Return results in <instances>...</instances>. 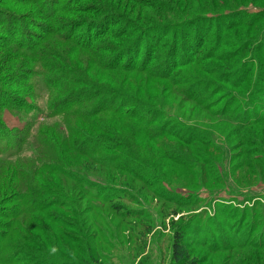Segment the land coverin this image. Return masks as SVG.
Returning <instances> with one entry per match:
<instances>
[{"label":"rangeland","instance_id":"obj_1","mask_svg":"<svg viewBox=\"0 0 264 264\" xmlns=\"http://www.w3.org/2000/svg\"><path fill=\"white\" fill-rule=\"evenodd\" d=\"M53 17L60 21L55 23ZM126 30L133 34L132 43L127 38L131 35L124 33ZM53 31H58L57 35H52ZM95 32L112 33L94 43L102 50L108 49L101 53L110 64L108 69L94 63L88 66L87 58L92 56V51L85 46L80 48L63 42L65 36L74 33L83 43L94 37ZM163 33L165 40L175 33L179 55L149 65L147 58L153 44ZM181 36L189 39L184 41L185 45H182ZM20 40L44 42L40 48L43 47L42 55L49 58L50 64L45 73L63 61L83 69L82 78L90 79L93 85L117 88L122 92L111 94L123 96V99L127 96L139 98L152 105L160 103L159 106H166L179 117L191 110V106L198 107L188 98L202 100L207 95L212 107L205 112L216 114L217 129L211 131L210 124L202 125V117L183 120L199 133L211 131L214 139H200L219 148L222 155L209 154L210 159L221 157V160L217 158L215 167L218 172L214 171L216 173L207 182L199 183L190 176L191 169L184 166L177 169L166 157L152 162L155 170L150 174L135 179L122 170L103 166L70 149L67 159L74 168L71 171L77 178L86 176L91 185L98 188V194L91 188L82 192L76 181L50 173L56 181L60 178L66 185L65 204L56 208L48 203L41 211L19 216L22 222L12 231L5 227L9 225L7 217L19 201L15 195L9 197V175L14 176L18 185L17 180H23L24 176L18 175L16 170L22 166L29 168L32 157L27 154L7 161L0 177V248L4 246L3 251L0 250V264H172L174 236L179 228L185 232L187 248L197 264H264L261 249L240 248L239 243L231 246L247 237L242 234L234 238V233L242 227L235 223L227 226L223 217L235 213L236 209L240 215L254 201H257L255 209L264 207V182L260 177H253L258 183L248 182L249 185L239 187L229 174L243 159L264 164V139L247 134L249 129L240 126L264 114V94L260 91L250 93L254 83L264 88V79H261L264 73H260L264 68V0H0V71L6 77L23 65L22 62L27 66L32 62L34 68L40 62L41 66L43 64L23 47L6 45ZM157 53L155 49L153 54ZM182 60L183 63L178 64ZM117 62L153 66L157 72L170 73L172 78L167 81L120 69L126 67L113 69ZM237 73L238 77L243 76V87L235 88L240 84L235 83ZM182 89L188 97L176 93L183 92ZM61 95L39 93L38 106L46 112H55L56 107L49 109L46 101ZM121 100L112 99L110 104L117 105ZM142 106L136 105L131 110H143ZM152 110L153 106L149 111ZM218 114L230 116L224 118ZM0 116L8 130L22 128L30 118L7 109ZM104 117L108 115L97 120L102 121ZM44 119L41 116L37 126L49 133L56 131L58 120ZM168 122L166 125L172 133L180 136L181 132ZM216 122L211 125L215 127ZM254 129L262 131L263 134H259L264 136V123ZM245 133L249 143L238 139V135ZM170 143L179 146L176 140ZM195 146L202 145L197 142ZM181 148L183 150V146ZM189 153L199 160L192 155L193 151ZM83 163L90 167L84 168ZM21 190L25 189L18 191ZM29 223L39 226L35 228ZM244 228L248 232L250 225ZM258 231L254 236H261L263 227ZM260 260L263 263L258 262Z\"/></svg>","mask_w":264,"mask_h":264},{"label":"trees","instance_id":"obj_2","mask_svg":"<svg viewBox=\"0 0 264 264\" xmlns=\"http://www.w3.org/2000/svg\"><path fill=\"white\" fill-rule=\"evenodd\" d=\"M52 20L57 23L60 21V18L53 17ZM57 33L58 31L51 32L52 35H57ZM124 33H126V36L128 34L131 35L127 38H130V43H132V32L126 30ZM111 34H98L95 32L94 37L89 38L90 41L87 39L81 43L76 39V34L74 35L73 33L72 35L65 36L67 38L63 40V42H68L72 45L75 44L80 48L85 46V49L92 51V56L87 58L88 66L94 63L100 68L108 69V67H110V64H107L108 60L101 56V53L108 51V49L102 50L94 43L100 38L111 36ZM174 34L172 38L167 40H165L166 34L164 33L157 36L159 41L153 44L154 48L151 50L150 57L147 58V60L149 59L150 61L149 65L153 62H161L169 57L179 55L177 51L179 42ZM73 38H75L76 42H74L75 40L73 41ZM185 40L187 42L189 41V39L183 37L182 45H185ZM205 40L200 48H202ZM18 42L22 45L18 44ZM43 43L42 40H26V42L25 40L23 42L20 40L7 43L6 45L17 44L23 47L39 61H42L43 64L41 66L40 62L39 65L34 68L32 62H30L28 66L24 65V62H22L23 65L9 72L7 77L0 71V113L7 109L19 116L27 115V117H30L22 128L8 130L0 116V177L3 175L4 167H6L5 165L8 163L7 161L18 159L27 154L32 157V164L29 168L22 166L20 169L16 170L18 175L24 176L23 180H17L18 185L17 182H15L14 176L9 175V197L14 198L13 195H15L16 201H19V203L14 206L16 208L10 209V216L7 217L9 225L5 227H7L9 231H12L16 224H21L22 218L18 219L19 216L27 215L31 211H41L48 207L49 204L51 207L56 208H61L62 204H65V200L63 199H65L66 185L60 178L58 179L59 181H56L49 175L50 173L55 175L58 174V176L63 178L66 177L74 182L76 181L77 185L82 189V192H84L85 188H91L94 194H98V188L91 185L92 182H89L86 176L77 178L76 175L73 174V171H71V169L74 170V168L67 159V157L70 158L67 154L70 149L80 152L96 163H102L103 166L122 170L135 179L150 174L155 170V165L152 162H156V160L158 161L165 157L172 161V163L174 162V167L177 169L183 166L191 169L192 173H189L190 176L196 178V182L199 183H204L205 180V182H207L213 177L212 175L214 173L218 172V169L216 171L215 167L218 162L217 158L221 160V157L210 159L208 156L209 154L221 156L222 153L220 149L213 147L211 144L209 145L208 141L203 142L204 140L200 139H206L207 137L214 139L215 135H212L211 131L218 127L214 118L216 114L209 113L210 115H208L205 112L208 107H212L209 105L210 102L207 95H205V98L202 100L188 98L190 101L195 102L200 108L191 106V110L179 117L178 114L172 112V110L168 109L166 106H159L160 103L152 105V103H144L139 98L127 96V98L123 99V96L111 94L113 92H122L117 88L108 86H104V88L93 85L90 79L82 78V76H84L82 72L83 69H79L74 65L65 64L63 61L58 67H52L48 73H45L44 70L50 67V64L48 63L49 58L42 55L43 47H40ZM136 44L138 45L139 43ZM12 49L15 50V48ZM155 49L158 50L157 54H153ZM55 54L56 53H54V55ZM45 58L46 62H44ZM145 61L144 59V62ZM180 63H183V60L178 62V64ZM178 64L176 66H178ZM149 65L145 66L143 64L139 66L135 64V66H131L117 62L112 68L119 69L120 67H126L120 69L123 71H135L147 74L150 78H160L171 81L172 76L169 75L170 73L165 74L166 72H157L153 66ZM175 68L177 67H174V70H176ZM18 70L22 72L19 73ZM260 73H264V68ZM237 75L238 73L235 76V83L240 84L239 86H235V88L243 87V84H241L243 76L241 75L238 77ZM15 76H17V78L14 79L13 77ZM80 79H82V81H80ZM261 79H264V74ZM259 88L260 86L254 83L250 93L254 94V91L257 94L260 91V94H264V88ZM182 91L183 92L176 93L188 97L186 90L185 93L184 89H182ZM39 93H44V96L50 93L62 94L55 100L48 99V101H46L49 109L56 107L55 112H46L44 108L38 106ZM29 96L31 100L27 99ZM245 98L250 99L249 97ZM112 99L122 100L115 105L110 104L112 103ZM140 104L144 105L142 106L143 110H131L134 109L136 105ZM151 106L154 108L152 112L149 111ZM103 115H108V117H104L102 121L97 120V118L100 119ZM41 116L45 118V121L53 119L58 120L56 121L57 132L51 131L49 133L42 129V127L39 128L37 125ZM229 116L230 114H226L222 117L226 118ZM200 117L203 119L202 125L208 123L213 127L210 129L211 131L199 133L197 128L183 120V118L188 120H199ZM261 118H264V114L255 116V118L251 120L253 122L241 124V129L246 127L245 130L249 129L247 134L249 133L261 139L257 136L259 135L264 139V136H262L263 132L254 129L256 125L264 123V119ZM167 121H169L168 123L172 126H175V129L180 131L183 135L181 136L180 134V136H178L176 133H172V129L166 125ZM215 122L216 126L214 127L211 123ZM259 132L262 134H259ZM56 133L58 137H56ZM245 135L246 133L238 135V139L240 138V140L249 143ZM171 140L178 141L179 146L171 144ZM197 142L202 146H195ZM61 143L63 145H61ZM181 146H183V150ZM168 151L172 153H168ZM190 151H193L195 154L192 155L197 156L199 160L193 159L189 153ZM248 152L245 153V156ZM240 153L243 155L242 150H240ZM17 166L18 164L16 167ZM85 166H87V168L90 167L88 163L87 165L86 163L83 165L84 168ZM156 170H158L157 166ZM229 174L239 187L246 186L248 182H257L258 180H255L256 178H253L254 176L260 177V180L264 182V164L259 162L257 165L251 163V160L247 161L243 159L236 166L232 167ZM5 175L7 176L8 173ZM220 184L222 185V182ZM19 188L25 190H21L20 192L18 191ZM11 192L14 193L11 194ZM255 204L257 207V201H254V204L247 210L244 209L246 205L241 207L244 210L240 212V215L239 212H237L239 209H236L237 211L235 213L225 214L223 217L227 220L225 221L227 222V226L231 225V223H235V226L238 225L242 227L241 230L234 233V238L242 234L247 237V239L242 240L241 243L233 242L231 245L232 247L240 244V248L255 247L261 249L264 253V233L261 236H254L255 233L260 232L258 231L260 226H262L264 230V207L261 205L260 209L262 210H257L255 209ZM19 206L20 208L18 209ZM48 215L50 216L49 213ZM235 217H238V219L235 220ZM55 219H57V217H55ZM247 224L250 225L248 232H246L244 228ZM29 226L37 228L39 225L37 223H29ZM185 237V232L180 228L175 232L173 243L174 261L172 264H197V260L191 257L190 250L187 248L185 242ZM3 248L4 246L0 248V250L3 251ZM261 261L262 260L258 262Z\"/></svg>","mask_w":264,"mask_h":264}]
</instances>
